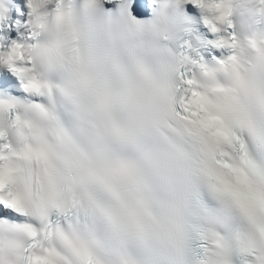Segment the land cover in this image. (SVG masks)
I'll list each match as a JSON object with an SVG mask.
<instances>
[{
    "label": "snow or ice",
    "instance_id": "1",
    "mask_svg": "<svg viewBox=\"0 0 264 264\" xmlns=\"http://www.w3.org/2000/svg\"><path fill=\"white\" fill-rule=\"evenodd\" d=\"M0 264H264V0H0Z\"/></svg>",
    "mask_w": 264,
    "mask_h": 264
}]
</instances>
